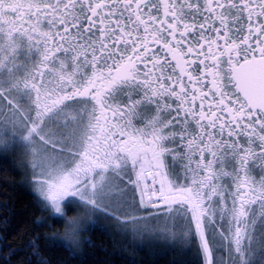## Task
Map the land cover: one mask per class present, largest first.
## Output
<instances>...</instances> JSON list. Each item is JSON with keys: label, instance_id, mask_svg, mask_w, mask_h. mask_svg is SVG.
Wrapping results in <instances>:
<instances>
[{"label": "snow or ice", "instance_id": "1", "mask_svg": "<svg viewBox=\"0 0 264 264\" xmlns=\"http://www.w3.org/2000/svg\"><path fill=\"white\" fill-rule=\"evenodd\" d=\"M17 149L41 227L91 210L182 264H264V0H0V156Z\"/></svg>", "mask_w": 264, "mask_h": 264}, {"label": "trees", "instance_id": "2", "mask_svg": "<svg viewBox=\"0 0 264 264\" xmlns=\"http://www.w3.org/2000/svg\"><path fill=\"white\" fill-rule=\"evenodd\" d=\"M42 218H46L43 203L31 191L23 171L13 159L1 157L0 250L21 247L39 237L48 264H182L195 255L171 244H137L110 227L94 225L95 230H87L78 251L70 247L76 253L74 258L62 249L46 248L45 238L55 237L60 223L48 220L41 227L38 222ZM13 264H27V260L21 255Z\"/></svg>", "mask_w": 264, "mask_h": 264}, {"label": "rangeland", "instance_id": "3", "mask_svg": "<svg viewBox=\"0 0 264 264\" xmlns=\"http://www.w3.org/2000/svg\"><path fill=\"white\" fill-rule=\"evenodd\" d=\"M1 157H8L10 159H13L14 162L18 165V167L23 171V174L25 176V180L26 182L29 184V187L31 189V191L40 199V197L38 196V194L35 192V189L32 185L31 182V172L27 166V160L26 157L24 156V154L22 153V151L20 149H17L14 152H9L7 153L6 156H0ZM40 201L43 203V201L40 199ZM80 212V210L77 211H73L71 208L69 209L68 214H73V213H78ZM50 213L46 211V217H49ZM60 223V228H57V234H55L54 236L59 239V240H63L66 244L69 245V247H71L72 249L78 251L81 248V245L83 243V240L86 237V232L89 229V226L92 225H101V226H107L112 228L113 230H115L116 232H118L121 236H126L128 239H130L131 241H133L134 243L137 244H145V245H162V246H166L164 245V242L160 241L157 242L155 240H152L151 238H149L148 236H138V235H134L132 233H125L120 225L118 224L117 221H115L114 219H112L111 217H103V216H99V215H95L94 217V222H85L84 226L81 228L79 236H80V240L79 243L77 244H73L71 242H69L68 240L65 239L64 237V232L66 229V219H63V221H59ZM170 244V242L168 243Z\"/></svg>", "mask_w": 264, "mask_h": 264}, {"label": "clouds", "instance_id": "4", "mask_svg": "<svg viewBox=\"0 0 264 264\" xmlns=\"http://www.w3.org/2000/svg\"><path fill=\"white\" fill-rule=\"evenodd\" d=\"M95 214L91 210H82L78 213L66 215V229L64 237L73 244L79 243L80 230L85 222H94Z\"/></svg>", "mask_w": 264, "mask_h": 264}]
</instances>
